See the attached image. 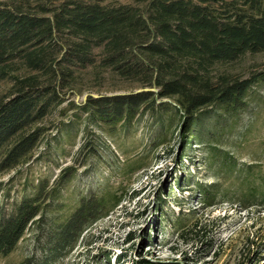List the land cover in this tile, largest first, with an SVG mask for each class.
<instances>
[{
    "label": "trees",
    "instance_id": "trees-1",
    "mask_svg": "<svg viewBox=\"0 0 264 264\" xmlns=\"http://www.w3.org/2000/svg\"><path fill=\"white\" fill-rule=\"evenodd\" d=\"M262 53L264 0H0V175L31 163L50 131L46 120L66 102L60 114H87L111 137L159 109L181 114L183 138L200 141L213 107L221 111L214 125L228 120L233 127L251 88L264 81V71L234 73L233 66ZM85 94L82 104L70 100ZM80 152L94 154L89 143ZM210 152L218 179L236 174L243 186L202 184V202L237 198L244 209L264 203V172L254 163L239 167L230 150ZM79 169L73 164L53 183L40 181L12 210L0 206V257L14 252L34 225L44 226V213ZM122 201L109 188L80 197L50 222L43 256L20 264L59 261ZM128 252L121 250L118 261ZM131 264L181 262L135 257Z\"/></svg>",
    "mask_w": 264,
    "mask_h": 264
},
{
    "label": "rangeland",
    "instance_id": "rangeland-1",
    "mask_svg": "<svg viewBox=\"0 0 264 264\" xmlns=\"http://www.w3.org/2000/svg\"><path fill=\"white\" fill-rule=\"evenodd\" d=\"M233 67L234 73L264 71V53ZM86 97L74 95L70 100L82 104ZM68 106L64 103L46 120L50 131L31 163L0 175V206L12 210L35 193L40 181L53 183L67 166H79V173L44 213V226L34 225L14 252L0 257V264L42 257L50 222L73 208L80 197L105 188L118 193L121 204L54 264H131L135 257L181 264H255V256L261 253L256 264H264V203L244 209L237 198H219L208 206L199 193L202 184H220L230 191L243 186L236 174L218 179L210 166V150L216 146L235 153L239 167L254 163L257 172H264V81L251 88L250 104L233 127L228 120L216 127L221 111L213 107L200 141L189 135L183 138V118L173 109L147 113L111 137L87 114L75 115L74 110L60 114ZM85 143L94 151L87 158L80 152ZM140 164L143 167L137 169ZM249 239L255 240L253 246L248 247ZM126 249L129 258L118 261L116 255Z\"/></svg>",
    "mask_w": 264,
    "mask_h": 264
}]
</instances>
